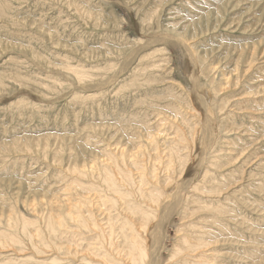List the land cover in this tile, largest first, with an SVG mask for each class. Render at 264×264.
Masks as SVG:
<instances>
[{
  "label": "rangeland",
  "instance_id": "rangeland-1",
  "mask_svg": "<svg viewBox=\"0 0 264 264\" xmlns=\"http://www.w3.org/2000/svg\"><path fill=\"white\" fill-rule=\"evenodd\" d=\"M1 3L0 231L17 243L0 238V264H128L113 245L101 249L102 260L91 253L96 244L87 249L108 217L117 226L134 221L154 264H196L192 257L201 254L210 264H264V0ZM66 65L92 77L78 81ZM163 117L181 127L192 148L179 179L180 166L172 163V181L161 163L154 165V151L134 155L146 132L164 128L159 150L169 143L173 131L157 124ZM117 148L134 182L146 176L143 191H164L157 206L131 193V204L156 212L146 227L140 212L101 203L109 195L101 169ZM186 179L185 186L201 182L199 190H180ZM80 202L82 215H92L100 229L68 217ZM49 216L63 217L73 237L49 232ZM23 217L35 221L34 229L24 231ZM36 230L40 236L32 238ZM114 233L120 244L123 236ZM184 236L200 247L175 257Z\"/></svg>",
  "mask_w": 264,
  "mask_h": 264
},
{
  "label": "bare ground",
  "instance_id": "bare-ground-1",
  "mask_svg": "<svg viewBox=\"0 0 264 264\" xmlns=\"http://www.w3.org/2000/svg\"><path fill=\"white\" fill-rule=\"evenodd\" d=\"M4 1V0H2ZM4 4L1 3L0 4V9L3 10L4 8ZM7 6V5H6ZM144 22V21H143ZM158 27V26H157ZM165 31V30H164ZM165 34V33H164ZM150 36V35H149ZM153 36H156V35H153ZM163 36V35H162ZM163 38V37H162ZM179 38V37H178ZM147 44V43H146ZM187 44V43H185ZM190 50L193 52V50L190 48ZM189 51V50H188ZM251 63V62H249ZM154 66V64H152V67ZM125 67V66H124ZM154 67H157V65L155 64ZM65 71L68 72L69 74L73 75L75 78H77L78 81H83L85 79H89L90 77H92V75L90 76L88 71L85 69V68H82V67H78L77 66H74V65H66L64 67ZM121 70V69H120ZM229 79V78H228ZM87 83V82H86ZM132 83V82H131ZM77 84V83H76ZM222 84V83H221ZM60 85V84H59ZM46 86V85H45ZM78 86V85H77ZM92 96V95H91ZM56 97V96H55ZM49 99V98H48ZM21 101V100H20ZM178 113V112H177ZM200 116V115H199ZM209 116V115H208ZM167 117V116H166ZM201 117V116H200ZM199 117V118H200ZM211 118V117H210ZM209 118V119H210ZM159 119V118H158ZM157 119V120H158ZM167 118H160L159 120V123L158 126H163L162 124H164V126H167L171 129V131H173V135H171L169 138H167V141L166 142H169V143H163L164 145V149L162 151L159 150V145L157 143V140L159 139V136H161L159 133H164V128H158V132H146L145 134V139H146V143H145V147H143L141 144H139L136 148V151H134V155L137 154V152H139L140 154H137V156L141 155L142 153H145L146 151L148 150H152L154 151L153 153H156L157 156V160L153 161L154 162V165L157 166V164L159 165V163H161V169H163L165 172H166V176H167V180L168 181H172L173 180V176H171L170 174L171 173H174L175 170H172V167L174 165H172L173 162H175L174 164H177V166H180V170L179 172L177 173V178L179 179L180 176L185 172V169L188 164V162H190V159H191V155L189 152H187L186 150H190L192 151L191 149V146H190V142L189 140L185 137V135L183 134V130L181 129L180 126L176 125V126H173V125H167L168 123L164 120H166ZM169 119H171L169 117ZM182 122L184 123L185 121V125L186 127L189 128V131H192L193 127L191 126L190 122L187 121L186 118H183L182 117ZM207 121V120H205ZM211 121V120H210ZM158 122V121H157ZM204 122V121H203ZM162 130V131H161ZM204 132H205V129H203ZM203 132V131H202ZM203 132V133H204ZM205 134V133H204ZM209 133H207L208 135ZM166 136H169L167 134H164ZM203 137V136H202ZM204 138V137H203ZM202 138V140H203ZM193 140V138H192ZM201 140V139H200ZM201 143V142H200ZM206 143V142H204ZM199 144V143H198ZM203 144V143H202ZM201 145V144H200ZM208 145V144H206ZM112 147V146H111ZM117 147H118V143H117ZM125 147V146H124ZM204 147V146H203ZM116 148V147H115ZM120 148V147H119ZM126 148V147H125ZM124 148V149H125ZM123 149V147H122ZM24 150V149H23ZM31 150V149H30ZM208 150V149H207ZM113 151V150H112ZM128 151V149H127ZM131 151V150H130ZM204 150H202V153H203ZM206 151V150H205ZM126 152V150H125ZM104 153V152H103ZM158 153V154H157ZM160 153L163 155L161 156ZM122 154V151L119 150L118 148L114 150V153H107V157H108V162L105 163L107 164V166H103V168L101 169V173H102V179H101V183L103 184L105 190L109 193V195H105L103 201L101 203H104L103 206H106L107 204H111L112 205H115L116 202L117 204L118 203H123L127 209H129L133 214H135V212H140V216H142L143 218V222L141 224V226L143 227H146L147 223L149 222V218L151 219L152 217L156 216V212L155 210L153 211H150V213L148 212V210L146 209H143L141 208L142 206H139V205H133L131 204V200H130V196L133 195L131 194L134 190L136 193H138L139 195H141L142 198H146L149 200V202L152 204V205H158L161 198L163 197L164 195V191H162L160 189V191H156L155 189L154 190H145L143 191L141 186L143 184V182L145 181L146 179V176L144 174L140 175L139 179H138V182H134V175L132 177L131 175V172L134 171L131 169L130 170H126L124 169L122 166L125 165V155L123 157ZM133 154V153H132ZM132 155V156H134ZM200 155V154H199ZM149 156V155H148ZM202 156H204L205 158V155L202 154ZM101 157V156H99ZM104 157V156H103ZM136 156H134L135 158ZM164 157V159H162ZM199 157V156H197ZM143 158V157H142ZM160 158V159H159ZM203 158V157H202ZM213 159V158H212ZM139 160V159H138ZM138 160L135 161L134 166L136 169H139L140 166H142L140 164H137L138 163ZM198 160V159H197ZM134 161V160H132ZM143 161V160H142ZM201 158H199L198 160V164L196 165V167H199V165L202 164L201 162ZM91 163V162H90ZM97 163V162H96ZM148 164V163H147ZM190 164V163H189ZM93 165V164H92ZM96 166V165H95ZM126 166V165H125ZM195 166V165H193ZM200 168V167H199ZM162 170V171H163ZM195 170V169H194ZM73 171H76V172H79L75 169H73ZM161 171V172H162ZM144 172V171H143ZM153 172V171H152ZM191 172V171H190ZM138 174V173H137ZM208 173L205 171V172H202V178L204 180L205 176L207 175ZM78 175V174H77ZM192 176V175H191ZM80 177V176H79ZM82 177V176H81ZM136 178V177H135ZM177 181V180H176ZM180 181V180H179ZM188 180L186 179V181H180V190L181 189H186L187 188H191L193 190H199V183L201 182H197L195 183L194 186H192V184L190 183V185L188 186H185V184H187ZM167 182V181H166ZM146 183V182H145ZM87 184V183H86ZM92 185V184H91ZM192 186V187H191ZM84 186H82L83 188ZM86 189H89L91 190L90 187H85ZM100 188V187H99ZM190 189V190H191ZM175 190V188H174ZM178 190V189H177ZM180 190H178L180 192ZM74 191V189H73ZM177 191V192H178ZM134 192V193H135ZM176 192V193H177ZM182 192V191H181ZM97 193V192H96ZM99 193V191H98ZM175 193V194H176ZM60 194V193H59ZM87 195V193H85ZM101 193H99L100 195ZM74 196H76L75 194H73ZM65 196V195H64ZM137 196V195H136ZM172 196V195H171ZM101 197V196H100ZM134 197V196H133ZM175 197V196H174ZM173 197V198H174ZM82 198V197H81ZM92 198V197H91ZM141 198V199H142ZM168 198V197H167ZM172 198V199H173ZM169 199V198H168ZM172 199H170L172 201ZM136 200V199H135ZM74 201V200H73ZM96 201V200H95ZM145 202V201H144ZM168 202V201H166ZM141 203V202H140ZM146 204V203H145ZM70 205V204H69ZM169 205V204H168ZM81 206L84 207V204H82L81 202L80 203H76L74 205V211H70L71 213H69L68 217L71 219V220H74V222H77L79 223L80 225L79 226H84L87 227L89 226V222L90 220L91 221V225L95 226V228H99L100 227L98 226V223H96V220L95 218L92 216V215H82V210H81ZM108 206V205H107ZM121 206V205H120ZM170 206V205H169ZM97 207V206H96ZM105 208V207H104ZM117 208H119V206H117ZM116 208V209H117ZM122 208V207H121ZM159 209V208H158ZM119 210V209H118ZM98 214V213H97ZM126 215V213H125ZM57 216V215H56ZM97 216V215H96ZM100 216V215H99ZM127 216V215H126ZM98 217V216H97ZM25 217H23L21 219L22 221V227L24 228V231L27 230V227L31 228V229H34L35 225V221L33 220H29V219H24ZM100 218V217H99ZM109 218V217H108ZM108 218L103 222V225L105 223H107L108 225L103 227L106 230V235H103L104 234V230H100L99 233L97 234V237L95 238L94 241L92 242H88V247L87 249H90V248H94L92 246V244H96V246H98L97 249V252L96 251H93L91 253H93L92 255L93 256H97L95 257L96 259H99V260H102V256L101 255V249H106V248H109L111 245H113V248H114V253L115 255L119 256V257H125V259L127 260V263L128 264H143V261L146 257H149V264H154L153 261H152V256L151 255H148V250H147V241L144 239L145 238V235L146 234H142L141 232H139L138 230L140 229H136L135 228V223L133 220H129V219H124V222L122 223V225H116V223H114L113 220H111L110 222L107 221ZM116 218V217H115ZM129 218V217H127ZM48 219V220H47ZM46 219L47 222H45V226L46 228L49 230V232L53 231L54 232H58L59 234H63L62 232L65 233V235L69 234L68 238L69 237H73V235H71V233H69L70 231L67 230V228L64 229L63 227V217H59L56 218L53 216L52 217H48ZM103 219V218H102ZM136 219V218H135ZM158 219V218H157ZM161 219V218H160ZM102 221V220H101ZM118 221V219H117ZM116 221V222H117ZM98 222V221H97ZM100 222V220H99ZM66 223V222H65ZM66 225V224H65ZM137 225V223H136ZM151 225V224H150ZM34 226V227H33ZM152 226V225H151ZM55 227L57 228V230L55 229ZM92 227V226H91ZM154 227V226H152ZM75 229V228H74ZM5 230V229H4ZM56 230V231H55ZM73 230V229H72ZM117 230V235L119 233H121V236H123V241L120 243V244H116V242L114 241V232ZM143 230V229H142ZM145 230V229H144ZM148 230V229H147ZM154 230V229H153ZM7 231V230H5ZM31 231H35V230H31ZM34 233V232H33ZM145 233V231H144ZM149 233V232H147ZM59 234H56V235H59ZM74 234V233H73ZM154 234V233H152ZM158 234V233H156ZM144 235V236H143ZM159 235V234H158ZM157 235V236H158ZM32 236V235H31ZM40 236V233L38 232V230H36V232L34 233L33 237L32 238H35V237H39ZM64 236V235H63ZM76 236V234H75ZM148 236V235H147ZM157 236H151L152 238V241H149V245H151L152 247H156V242H157ZM65 237V236H64ZM0 238H1V242H5L7 241V243H17L15 237L13 234L11 233H5L3 231H0ZM63 238V237H61ZM80 238V237H79ZM150 238V237H149ZM71 239V238H70ZM73 239V238H72ZM71 239V240H72ZM78 239V238H77ZM102 240L106 241L107 246H103V242ZM66 241V239L64 240ZM75 241H77L75 239ZM99 241L101 244H99ZM119 241V240H118ZM181 241L184 245H181L179 246V249L177 248V250L174 252V256L175 257H178L181 253V251H184L185 248H190L192 249V252L197 250L198 248H196L197 246L200 247V245H198L197 243H190L188 241V238L187 237H182L181 238ZM189 242V243H188ZM67 243V242H66ZM65 243V244H66ZM76 243V242H75ZM74 243V244H75ZM103 243V244H102ZM44 244V243H43ZM42 244V245H43ZM47 244V243H46ZM158 244V243H157ZM2 245V244H1ZM8 245V244H7ZM45 245V244H44ZM5 246V245H4ZM11 246V245H10ZM47 246V245H45ZM52 246V245H51ZM202 246L205 247V244H203ZM201 246V247H202ZM9 247V246H8ZM7 247V248H8ZM80 247V246H79ZM18 248V247H17ZM20 249V248H19ZM51 249V247H50ZM27 250V249H26ZM15 251V250H14ZM18 251V250H17ZM23 251V250H22ZM22 251H19L18 253L22 252ZM43 251V250H42ZM69 251V250H68ZM25 252V251H24ZM38 253H41V251H37ZM23 253V252H22ZM36 253V252H35ZM46 253V252H45ZM98 253V254H97ZM194 253V252H193ZM17 254V253H16ZM42 254V253H41ZM78 254V253H77ZM76 254V255H77ZM81 253H79L78 255H80ZM197 254V253H195ZM36 255V254H35ZM70 255V254H69ZM77 255V256H78ZM87 256V255H85ZM92 256V257H93ZM209 256V255H208ZM71 257V256H70ZM91 257V259H92ZM213 257V256H212ZM73 258V257H72ZM90 258V257H88ZM194 260L193 262H195L196 264H198L197 262L199 263H203V264H210V260H207L205 258V256L203 254L201 255H194L192 257ZM37 259V258H36ZM174 259V258H173ZM209 259V258H208ZM14 260V259H13ZM23 260V259H22ZM64 260V259H63ZM76 260V259H75ZM93 260V259H92ZM29 261V260H28ZM59 261V260H58ZM52 262V261H51ZM85 262V261H84ZM180 264L181 263V260L178 261ZM21 263V262H20ZM88 264H99L98 260L97 262H91V261H88L87 262ZM19 264V262H18ZM23 264V263H22ZM25 264H28L27 262H25ZM212 264V263H211Z\"/></svg>",
  "mask_w": 264,
  "mask_h": 264
}]
</instances>
